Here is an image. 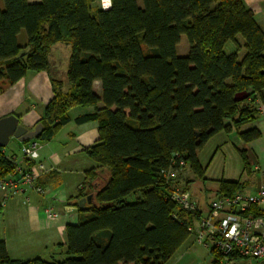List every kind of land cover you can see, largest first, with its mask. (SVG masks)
Wrapping results in <instances>:
<instances>
[{"label": "trees", "instance_id": "trees-1", "mask_svg": "<svg viewBox=\"0 0 264 264\" xmlns=\"http://www.w3.org/2000/svg\"><path fill=\"white\" fill-rule=\"evenodd\" d=\"M93 2L0 0V91L28 71L48 70L55 43L70 45L69 88L53 79L36 140H50L71 108L92 106L76 122H98L99 138L85 153L108 170L98 183V172L88 171L91 189L75 205L89 194L94 200L67 225L64 255L12 259L0 240V264H166L202 208L172 201L162 170L179 156L203 177L198 152L212 136L234 128L243 142L261 136L255 127L242 130L264 111V31L242 0H112L108 10ZM183 34L189 49L179 55ZM242 91L248 97L235 100ZM16 167L0 147V179ZM243 189L221 180L216 195ZM211 254L215 264L220 256Z\"/></svg>", "mask_w": 264, "mask_h": 264}, {"label": "crops", "instance_id": "crops-1", "mask_svg": "<svg viewBox=\"0 0 264 264\" xmlns=\"http://www.w3.org/2000/svg\"><path fill=\"white\" fill-rule=\"evenodd\" d=\"M28 1L35 3L41 0ZM242 1L253 10L258 25L264 31V0ZM59 44L68 46L65 48L70 50L64 76H58L51 68L52 52L62 50L58 49ZM180 44H182V39L178 50ZM233 50L234 48H232ZM71 53L70 45L62 42L55 43L49 54L48 70L28 71L16 83L5 84L3 90L0 91V118L13 114L19 118L21 124L30 130L34 129L43 118L45 107L53 97V79L63 80L64 89L69 88L67 71ZM94 89L99 95L101 94L100 81L94 82ZM94 111L95 108L92 106L71 108L68 112L70 121L62 126L50 140L40 142L41 147L30 164L22 158L21 146L23 142L18 139L12 137L7 146L3 148L7 156L14 158L19 165L25 168H31L34 163L39 161L44 162L47 168L46 171L39 173V181L48 190L45 197L34 191L5 197V193L0 190V240L5 242L10 258L27 260L43 255L49 258L64 255L67 240L66 227L68 224H75L78 221L76 197L91 189L88 171L96 170L98 172L99 175L95 179H99L100 176L108 177V170L100 168L85 153V149L95 144L99 138L98 122L96 120L82 124L76 122L77 117L91 114ZM253 127L260 130L261 136L249 142H243L235 129L229 134L221 131L208 140H212L220 133H225L236 146L243 145L241 148L245 149L249 168L245 169L248 178L242 183L244 189L247 190L255 187L258 180L264 177V111L261 110L256 120L245 124L242 130ZM254 166L258 168L254 169ZM33 170L37 173L35 168ZM254 176H256V180H254ZM189 179L192 181L191 178ZM50 196L57 198L52 204L60 213L58 218H49L44 213V207L50 203ZM204 198L198 197L197 199L203 210L206 209L208 203V201H204ZM189 239L194 241V235L191 234L183 244Z\"/></svg>", "mask_w": 264, "mask_h": 264}, {"label": "built area", "instance_id": "built-area-1", "mask_svg": "<svg viewBox=\"0 0 264 264\" xmlns=\"http://www.w3.org/2000/svg\"><path fill=\"white\" fill-rule=\"evenodd\" d=\"M98 8L108 10L112 0H95ZM41 144L33 139L22 143V158L30 164ZM176 157L178 155H175ZM16 169L0 179V190L5 197L26 194L30 191L46 196L48 190L39 181V173L46 171L44 162H36L33 168H25L16 161ZM188 167L185 159H174L170 166L162 170L168 197L182 209L197 211L202 208L190 193L180 186V177ZM257 169V166L253 167ZM55 196H50V203L44 207L49 218H58L60 213L55 209ZM188 231L195 241L210 253L219 254L215 264H234L236 261L249 260L250 264H264V177L255 187L243 189L233 195L219 194L207 203L205 210L195 224L188 225Z\"/></svg>", "mask_w": 264, "mask_h": 264}, {"label": "rangeland", "instance_id": "rangeland-1", "mask_svg": "<svg viewBox=\"0 0 264 264\" xmlns=\"http://www.w3.org/2000/svg\"><path fill=\"white\" fill-rule=\"evenodd\" d=\"M93 5L94 8H96L95 5H97V2L95 0ZM181 39L182 44L179 46L178 54L185 55L187 54L189 42L185 34L181 36ZM239 40L240 42L242 41L240 38ZM65 47L68 46L59 44L58 49L62 50L59 52L54 50L50 58L52 64L51 68L57 73L58 76L65 75L66 66L70 55L69 48H67V50ZM232 48H234V45L230 41L225 47V52L231 53ZM240 55H242V52ZM242 146V144L241 146H236L233 143V140L228 138L225 133L218 134L200 149L198 158L201 167L204 169V176H198L190 167H187L184 175L180 177V186L185 188L196 201H198V197H205L204 201L206 202L210 201L212 198H214L215 194H217L216 190L221 180L241 182L247 180V173L245 172L243 159L239 151ZM96 177L97 176H95L94 179ZM189 178H191L192 181H190ZM254 180H256V176H254ZM98 181L100 182L101 180ZM98 181L97 179L94 180V182L97 183ZM134 200L135 197L132 196L130 201ZM42 258L47 260L52 259L46 255H43ZM166 264H213V255L203 246L199 245L195 240L191 241L189 239L188 242L181 245L177 249V251L166 262ZM234 264H250V261L240 260L234 262Z\"/></svg>", "mask_w": 264, "mask_h": 264}, {"label": "water", "instance_id": "water-1", "mask_svg": "<svg viewBox=\"0 0 264 264\" xmlns=\"http://www.w3.org/2000/svg\"><path fill=\"white\" fill-rule=\"evenodd\" d=\"M102 10V9H101ZM247 91L238 92L235 95V100L241 101L247 98ZM43 130V124L38 123L34 129H28L20 123L19 118L13 114L0 118V147L5 148L12 137L21 142L36 139ZM94 195L89 194L86 197L79 199L77 209H85L86 203H92Z\"/></svg>", "mask_w": 264, "mask_h": 264}]
</instances>
